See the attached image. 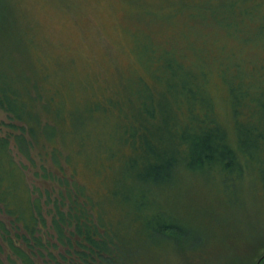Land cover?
<instances>
[{"label": "rangeland", "instance_id": "1", "mask_svg": "<svg viewBox=\"0 0 264 264\" xmlns=\"http://www.w3.org/2000/svg\"><path fill=\"white\" fill-rule=\"evenodd\" d=\"M180 3V0H0V58L13 61L12 65L40 80L47 88L46 95L50 94L56 103L63 94L68 108L75 105L84 108L93 99L105 105L106 110L84 115L94 118H85L88 124L82 127L93 132L92 139L112 134L114 120L125 122L133 106L140 104L141 95L147 93L152 106H157L163 85L153 82L150 72L164 66L171 55L182 58L187 66L194 64L195 71L204 74L196 85L207 88L209 82L215 115L219 118L224 109L223 120L233 123L224 105L226 90L217 70H222L225 81L232 68L238 69L240 78L232 80L233 85L241 82L243 89L264 94V18L253 15L243 21L258 23L257 30H220L207 24L202 16L193 18L200 13L190 17L187 8L174 12ZM209 65L215 73L211 78ZM158 72L163 74L161 70ZM164 72L168 75L167 69ZM138 76L146 81L141 79L139 83ZM261 94L255 99L264 103ZM171 99L167 101L172 104ZM114 102L120 104L121 110L113 107ZM249 102L248 99L247 105ZM179 106L183 120L185 100L181 99ZM257 107L254 102L249 109L242 108L245 115L250 109L254 112L241 119L243 123L248 121L255 126L264 123ZM10 125L16 123L0 110V135L19 133ZM150 126L156 128L154 122ZM10 148L14 160L26 167L25 177L36 191L34 197L41 195L43 204L44 225L39 226L38 235L47 250L35 254L34 264H54L46 254L64 255L65 249L56 245L51 216L47 213L50 207L44 204L48 195H54L53 188L57 185L41 177V165L48 166L36 157L35 151L32 165L17 152L12 141ZM260 158L264 159V153ZM93 162L87 166L76 160L70 171L75 173L73 181L98 203L101 225L114 231L120 229L123 252L111 255L114 264H257L264 256V179L255 166L237 176L233 184L213 173L180 172L177 177L149 188L151 191L143 194L148 204L137 213L129 206L117 209L109 200L114 180L126 172V161L114 163L115 167L109 169L101 168L96 160ZM55 174L64 178L72 173ZM129 181L132 180H128V186L132 184ZM140 194L135 192L136 196ZM147 218H152L156 227H170L172 233L154 232L150 237L145 230ZM10 221L0 209V223L14 239ZM3 236L0 231V264H22ZM18 245L29 253L21 242ZM61 263L72 264L68 260Z\"/></svg>", "mask_w": 264, "mask_h": 264}, {"label": "trees", "instance_id": "2", "mask_svg": "<svg viewBox=\"0 0 264 264\" xmlns=\"http://www.w3.org/2000/svg\"><path fill=\"white\" fill-rule=\"evenodd\" d=\"M180 1L174 12L187 8L190 17L200 13L193 18L202 16L207 24L211 23L220 30H257L258 23H244L245 18L253 15L264 18V0ZM12 64L13 61L0 58V110L16 123L10 127L19 131L16 135H0V209L11 219L14 239L1 223L0 231L22 264H34L35 254H41V250L46 251L47 247L38 235L41 233L39 226L44 225L41 195L34 197L36 191L25 177L26 167L12 156L11 141L17 152L32 165V151H35L36 157L48 166L41 165V177L57 185L53 188L54 195H48L44 204L50 207L47 213L51 216L50 227L56 245L65 249V254L58 256L47 251L48 260L54 264L67 260L72 264H114L111 255L123 252L124 240L119 236L120 229L114 231L101 225L98 203L79 187L77 181H73L75 173L70 170L76 160L87 166L96 160L101 168L108 169L115 167L114 163L126 161V172L114 180L109 200L117 209L129 206L137 213L148 204L144 202L143 194L151 191L149 188L177 177L180 172L213 173L233 184L237 176L255 166L264 179V159L260 158L264 153V123L255 126L241 120L254 114L251 109L246 115L242 110L249 109V104L254 105V102L258 103L257 108L264 117V103L255 99L262 92L254 94L243 89L242 83L237 81L238 84L233 85L232 80L240 78L236 68L231 69L229 76L226 74L225 81L222 70H217L226 90L224 105L233 117V123L223 120L224 109L219 118L215 115L209 82L207 88L196 85L204 74L195 71L194 64L187 66L182 58L171 55L164 66L159 65L157 71L152 68L150 72L153 82L163 85L157 106H152V98L147 93L141 95L140 104L133 106L125 122L114 120L115 131L100 134L102 138L95 137L94 140L92 131L82 129L88 124L85 118H94L84 115H91L93 110H106L105 105L93 99L84 108L77 105L68 108L63 94L56 103L50 94L46 95L44 89L47 88L40 80H34L27 70ZM207 68L212 71L210 65ZM166 69L168 75L164 72ZM136 78L139 83L146 81L140 76ZM168 98H172V104ZM181 99L186 102L183 120L179 115ZM113 107L121 110L118 102H114ZM152 122L156 125L154 129L150 126ZM88 156L94 158L91 160ZM61 171L72 174L70 178L67 174V177L60 175L58 178L55 173ZM128 180H132L129 181L132 183L130 186L127 185ZM136 191L141 194L136 196ZM145 226L150 237L154 232L172 233L170 227V231L167 227H156L152 218L145 220ZM19 242L29 253L20 249ZM258 264H264V257Z\"/></svg>", "mask_w": 264, "mask_h": 264}, {"label": "water", "instance_id": "3", "mask_svg": "<svg viewBox=\"0 0 264 264\" xmlns=\"http://www.w3.org/2000/svg\"><path fill=\"white\" fill-rule=\"evenodd\" d=\"M263 257H264V256H263ZM260 260H261V259H260ZM260 260L258 261V263L260 262ZM258 263H257V264H258Z\"/></svg>", "mask_w": 264, "mask_h": 264}]
</instances>
